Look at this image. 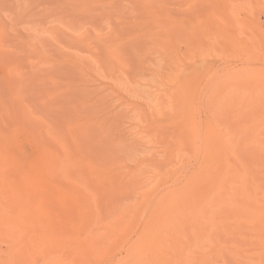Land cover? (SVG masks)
<instances>
[{"label":"bare ground","instance_id":"obj_1","mask_svg":"<svg viewBox=\"0 0 264 264\" xmlns=\"http://www.w3.org/2000/svg\"><path fill=\"white\" fill-rule=\"evenodd\" d=\"M137 1L149 16L168 21L149 31L160 57L171 58L161 68L143 54L135 60L122 54V29L93 32L73 21L46 32L29 29L32 40L22 37L43 62L36 68L30 62L36 57L24 61L36 66L33 74L45 71L36 78L21 70L24 78L33 76L26 86L36 81L26 89L16 72L26 55L15 62V55L0 56L1 67L7 61V70L10 62L17 67L10 70L17 82L8 80L9 70L1 74L7 81L0 76L4 94L19 85L39 98L62 84L49 78L63 72L62 63L85 82L93 76L90 62L130 81L78 86L65 71L60 76L72 80L70 91L79 89L80 97L62 94L74 112L61 100L59 120L51 103L61 102L59 87L51 91L59 102L48 93L41 99H53L52 109L44 107L51 118L36 100L29 105L33 95L21 94L23 101L22 90L10 93L25 102L19 111L0 91V264H264V0H180L181 17L154 15L151 0ZM148 73L155 82L144 85L140 75ZM34 83L41 92L32 90ZM144 87L146 97L139 95ZM132 113L136 122L128 118ZM116 115L125 132L112 138L102 123ZM47 116L54 125L44 122ZM93 128L102 129L113 151L92 145ZM144 141L151 146L143 149Z\"/></svg>","mask_w":264,"mask_h":264},{"label":"rangeland","instance_id":"obj_2","mask_svg":"<svg viewBox=\"0 0 264 264\" xmlns=\"http://www.w3.org/2000/svg\"><path fill=\"white\" fill-rule=\"evenodd\" d=\"M180 4H181V1L180 0H151V2H150L151 11H155L156 12V13H154V15H157V13H161L162 14L164 12V13H168V14H170L172 16H175V17H181L182 16V14H181L180 11H182L183 6H181ZM68 21L75 22L76 25H77V27L80 28V29H83V30L87 29V30H90V31H93V32L101 31V32H104L105 33L107 31H109V29L112 28V27L118 28V29H122L121 32H120V34H121V41L119 42L120 43L119 46H120V49L122 50V54H124L126 56H130V58L131 59H134V60L136 58H138V56L140 54H143L144 55L143 57H145V59H146L145 61H148L147 63L149 65H151L152 67L153 66H156V67H160L161 68V66L164 65L165 63L169 64V60L171 59L170 57H167V58L163 57V59L160 57V55H161L160 52H162V49L158 45V42L156 41L155 37L154 36H150V33H149V31L151 30V27L152 26H155V25H163V26H166L167 23H168V21L165 20V19L157 18L156 16H152V15L149 16V13H146L145 9L141 6V4L137 0H111V1H109V0H0V22H1L0 23L1 24L0 25V30H4L7 27V29H5L6 31H4V32H7L8 33V34L6 33V35L3 34V36H4L3 38L4 39L1 38V39H3L2 41L4 43H6L5 41L8 42L7 43L8 46H6L5 44H3L2 41L0 42V45L2 43L3 45H5V47H8V49H6L5 47L4 48L2 47L4 49V52L1 50L0 56L2 57V55H4L3 57H5V56L9 57L8 58V61H10V59L12 57H14V55H15V58L12 59L13 62H15V60H17L19 58V56H17V55H19V54L21 55L20 58L17 61H19L20 59H23L22 57L24 55H26L23 60H20L19 61V63L16 61L17 62L16 65L18 64L17 65L18 70L20 69V72L16 70V72L20 73V76H19V74H17L18 75L17 77L18 78L21 77L20 78L21 80L18 79V82L19 83L22 82V79L24 78L26 72L29 73L32 69H34L32 67L38 66L36 68H39V65L41 63L39 64L38 62H43V61H38L37 60V57L41 56V54H40L39 51L36 50L40 54L39 56L36 55V54H34L37 57L36 56H32V54L30 53V51L32 52L34 50L32 48H30L29 46H27V44L23 40V38L26 37V34L28 33V35L30 37V34H33L34 33L32 31L33 28H34V30L38 29V30H41L43 32H46L45 29H47L48 27H52V26H63V24L65 22H68ZM29 29H30L29 32L32 31L33 33H30L29 34V32H27ZM173 31H174L173 34L175 36H177L179 39L185 38L184 37V34L181 31H177V30H173ZM43 32H42V35L40 33H36V34L43 36L44 39H47L48 35L47 34H44ZM28 35H27V38L26 39L32 40L34 38L33 36H31L29 38ZM9 36H11V38ZM1 37H2V35H1ZM6 37H7V39H6ZM16 37H18V38L21 37V39L23 41L20 40V39H17ZM33 42H35V41H33ZM46 43H47V46L46 47H48L47 50L49 51V49H50L51 51H49V52H52L53 56L55 57L56 56L55 53L57 51H54L53 52L52 47L49 48V46H48V45H50V43L48 41ZM15 46H16V48H15ZM26 46L29 48V50H28V48ZM10 48H12V49H10ZM26 49H27V51L29 53H27ZM7 50H9V51H7ZM47 50H46V53L48 54ZM171 51L172 50H169V51H167V53L168 52H171ZM50 54L51 53H49V55ZM27 56L29 58H30V56H32V58L33 57H36V58H34L32 60L30 59L31 64L33 62L32 65H36V66H32L31 64H29L30 62L28 63V61H27L29 59L26 60L27 63H26V61H24L25 58H28ZM168 56H171V54H169ZM7 57H5V59ZM143 57H141V58H143ZM5 59H2V60H4L6 62L7 60H5ZM160 59H162V60H160ZM33 60H37V62H34ZM39 60H40V58H39ZM8 61H7V63H8ZM5 62L4 63L1 62V64L2 63L5 64ZM13 62H10L11 63L10 65H12V69H14V68L17 69L15 63H13ZM7 63L5 64V67L6 68H4V66H2V67L0 66V76L3 77V78H1V77L0 78L1 79H6V81H7V77H6L7 75H5V78H4L3 75H4V72H6L5 69L7 70V65H8ZM19 65L21 66L22 69L19 67ZM30 65H31V67H29ZM44 65L47 66V64H44ZM60 65H58V66L60 67ZM49 66H51V65H49ZM67 66H68L67 63H65V64L62 63V65H61L60 68H62V71L63 72H61L59 68L58 69L56 68V69L61 72V73L59 72L60 74H62L65 71H67V74H65V75L67 77H69V78L71 77V79H74L73 81L71 79L70 80L67 79V77H66V80L67 81L64 80V79H62V77L60 76V74H57V75L60 76V77H58L56 75V73H58V71H56V70H54L56 72L55 75L49 77V74H50L49 72H51V71H49V72L46 71V74L48 73V77L49 78H51V77H55L56 79L59 78V79H57V81H60L59 84H61V82H62V84L59 85V86L56 85V84L55 85L53 84L54 86H52L50 84L52 86L51 91L53 90V87L55 88V86L57 88L59 87L58 88L59 90L60 89L62 90L63 93H61V90H60V94L61 95L59 94L58 89L55 88V90H57V91L54 90V92H58L57 94L61 98L64 97V96H62V94L64 95V93H68L67 96L71 97L69 95V93L72 95V92L73 93L75 92V91H72L73 89L70 91V85H69V83L71 81L73 83L75 82V80L77 82L78 81H81L83 83H80L79 84V82L78 83L75 82V83H77L76 85H78V84L79 85L87 84L89 86L95 84L96 83L95 82L96 79L99 80V82H101V83H103V82H114L118 86H119V84H122V83L124 84V83H127L129 81V80L125 79V78H121V77H118V76H116L114 78L113 76L116 74V71L113 72L110 69L108 70L107 67H105V66H104V68L103 67H98L97 64H92L90 62L91 69L93 70V76L92 75L87 76L86 77V80L87 81L85 82V81H82L83 78H82V80H78L79 76H77V74L75 75V73H74L76 71L73 72L74 69L73 68L71 69V67H69V66L67 67ZM8 67H9V65H8ZM42 67L43 66L41 65L40 68H42ZM9 68H11V66ZM28 68H29V70L26 71L25 69H28ZM45 68H43V69H45ZM12 69H8L9 72ZM21 70L23 72H24V70L26 71L24 73V76H21V73L23 74V72ZM46 70H50V68L49 69H46ZM42 71L45 72L44 70H40V69L37 70L38 74H42L43 73ZM54 71L50 75L54 74ZM12 72H10V74H8L9 75L8 76V80H9V77H11L12 78L11 79L12 81H15L16 80V82H17V79H16L17 77H14V75L16 76V73L14 72L15 74H12L11 75ZM31 72L30 73L33 74V71H31ZM37 72L34 71V74L33 75H36ZM39 72H41V73H39ZM1 74H3V75H1ZM43 75L44 74H42V76ZM140 76H142V77H140L141 79L140 78L139 79L141 80L142 84H144V85H146L148 82H155V76H153L151 73H148V74H145V75L142 74ZM27 77L24 78V79H26L25 83L22 82L23 85H24V88L26 86V83H28V81H29L28 79H31L33 76L30 75L31 78H28V79H27ZM37 77H39V76L36 75V78ZM45 77H46V75L44 76V78L42 77L44 79V81L41 78V80L44 82L43 83L42 81H40L41 82L40 83L41 85H42V83L43 84L47 83V81H48L47 78L48 77L47 78H45ZM13 78H15V79L13 80ZM36 78H34V79H36ZM34 79H32V80H34ZM38 80H39V78H38ZM91 80H94V81H91ZM30 82H32V81H30ZM30 82H29V86H30ZM33 82H36V81H33ZM37 82H39V81H37ZM2 83H0V84H2ZM13 83H15V82H13ZM22 83H20V85ZM49 83H51V82L49 81ZM5 84L6 85L7 84H10V81H9V83L7 82ZM36 84H39V83H34V85H36ZM65 84H67V85H65ZM2 85H4V83ZM2 85H1V87H2ZM11 85H12V83H11ZM14 85L15 84H13L12 86L15 89V86ZM34 85L32 86V88H33L32 90H34V89L37 88V85L36 86H34ZM132 85H131V83H128L127 87L130 88V89H132L135 93L138 94V92H136V90L133 88L134 86H132ZM7 86L9 87L10 85H7ZM18 86H17V88L14 91H11V92H13V95H14L15 92H17L18 93L17 95L19 96V92L22 90L24 94L22 92H20V97H21L22 95H25V90H24V88L22 89V87H19L20 90L18 91L17 90V89H19ZM29 86L27 85L26 87H29ZM6 87L5 86L2 87L3 90L8 88V87L7 88ZM43 88H45V87H42V89ZM47 88H49V85L46 87V89ZM8 89L10 91V88H8ZM38 89L39 88H37V90H34V91L41 92V90L40 89L38 90ZM77 89L78 88H76V90ZM147 90L148 89L146 87L141 88V91H139V95H142V96L146 97V93L145 92ZM0 91L2 92V90H0ZM4 91H6V90H4ZM9 91L7 92L8 94L11 93V92L9 93ZM44 91L45 92H42V93L43 94L45 93V95H47L46 93L50 94L51 97H53L52 95H55L53 97V99L57 96L56 97L57 98V102H59L61 100H64L63 105L66 106L65 109H68L70 111L71 108H69L67 106H69V103L72 101L71 98H70L71 100L68 101L69 100L68 99L69 97L67 98V96L65 95L66 96V98L64 97L65 99H63V98L62 99L61 98L59 99L58 98V95L56 93H52L51 94V91L50 90H45V89H44ZM77 91H79V89ZM77 91H76V93H77ZM7 93L5 92V94H4L2 92V95H4V99H6L9 96V95H7ZM76 93H74L72 95V97L74 95H76ZM26 94L27 95H25V96L27 97L28 94L33 95V94H37V92L36 93H34V92L33 93H31V92L29 93V91H28ZM39 94H41V93H39ZM43 94H41V96ZM5 95L7 97H5ZM13 95L11 97V94H10V98L11 99H13ZM45 95H43L42 97L39 95V98H38V96H36L38 98V100H37V98L34 99L35 96L33 95V98H29L30 101H29V99H26V101L28 100V103L30 105L31 100H36V102L33 101V103H36V104L38 103V105H41L40 107H38V109L42 107V109H44V110H45L44 107H46V105L48 106V104H49V107H46V109H48V108H51L50 106H52V105L55 104V106H53V109L54 110L52 108L51 109H52V111H55L56 113H57V111H59V107H61V108L64 107L61 104L63 101H61L59 103H56V101H55L56 99L53 100L50 97L53 100V102H51L52 100L50 99V101H49L48 100L49 98L47 96H46L45 102H47V100L49 102H47V104L44 103L43 100L45 98L44 97ZM77 95H78V97H80L79 96L80 95L79 93H77ZM14 96L17 97L16 95H14ZM22 97H21L22 100L25 101V98L26 97H24V96H22ZM30 97H32V96H30ZM42 98H43V100H41ZM58 99H59V101H58ZM66 99H68V100H66ZM22 100H21V102L22 103H25ZM39 100H41V101L38 102ZM74 100H75V97H73V101ZM42 101H43V104H41ZM50 102L52 103V105L50 104ZM11 103L12 104L14 103L16 105H19V106H17L18 108L19 107L20 108H23L22 107L23 106L22 103H20L19 101L17 102V99L16 100L13 99V101ZM28 103L25 104V106L28 105ZM65 103H66V105H65ZM12 104H10V105H12ZM56 104H58V105L60 104V105L57 107ZM16 105H14V106H16ZM20 105H22V106H20ZM14 106L12 105L11 107L15 109ZM28 106H27V109L28 108L31 109ZM32 106H33V104H32ZM36 106H34L33 108H37ZM17 107H16V110L18 109ZM20 108L18 109L19 111L21 110ZM23 109H25V108H23ZM42 109H40L41 111H39L37 109H34V111L37 110L36 111L37 116L40 113H41V115H43L45 113L48 116H49V114L51 115V113H52L51 110L50 111H46L45 110L46 112L45 113L44 112L42 113ZM19 111H18V113H19ZM34 111H33V114H34ZM38 111L40 113H38ZM61 111H60V114H61ZM63 111L65 112V110H63ZM69 111L68 112L66 111L67 113L65 112L66 116L69 113ZM71 111L74 112L72 109H71ZM21 112H20V114L22 115ZM72 112H71V116H70V117H72L71 119L74 118L73 117L74 114L72 115ZM60 114L59 113L55 114V116L57 115V118L56 119H58V120L60 119V117L62 115V114L61 115ZM65 114L63 113L64 116H65ZM114 114H116V112ZM41 115H39V116L40 117H43L44 116V115L43 116H41ZM68 115H70V114H68ZM34 116H36V115H34ZM48 116H47V118H48ZM51 116H49V117L51 118ZM58 116H60V117H58ZM66 116H65V118L68 117V116L67 117ZM121 116L122 115H116V117L114 116L112 118V122L111 123H102V126L104 128H106V129L109 130L108 133H110L112 135V138H115V137L119 136V134H123L125 132V130L123 131L125 125L122 124V123H119L117 121V119H121ZM23 117H25V116H23ZM21 118L22 117L20 116V118L18 120H22L23 119V118L22 119ZM44 118H46V117H44ZM53 118H54L53 120H55V117H53ZM128 118H129V120H132L133 122H136L135 114H133V113L130 114L128 116ZM41 119H43V118H41ZM61 119H62V117H61ZM67 119H69V117ZM71 119L69 121H71ZM27 120H28V117H27ZM50 120L51 119L48 118V121L47 120L46 121L44 120V122L51 123L52 120L51 121ZM58 120L57 121L55 120V124L58 122ZM38 121H36V122H38ZM63 121H65L64 118H63V120L61 122H63ZM24 122L30 123L31 121L28 122V121L25 120ZM65 122H67V121H65ZM65 122H64V124H65ZM52 123L54 125V122H52ZM59 125H60V123H59ZM63 126L64 125H62L61 127H63ZM101 130L102 129L93 128L92 131H93V134H94L95 139L93 140L92 145L95 146L97 149H103V150H107V151H113L114 147L112 146V143L109 142V139L108 138H105V137H101ZM150 146L151 145L149 143H147L145 141L142 142L143 149H147Z\"/></svg>","mask_w":264,"mask_h":264}]
</instances>
